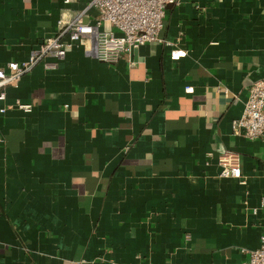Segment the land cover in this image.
Segmentation results:
<instances>
[{
    "label": "crops",
    "instance_id": "1",
    "mask_svg": "<svg viewBox=\"0 0 264 264\" xmlns=\"http://www.w3.org/2000/svg\"><path fill=\"white\" fill-rule=\"evenodd\" d=\"M86 7L0 0V68ZM160 37L111 64L76 45L6 88L0 264H240L259 245L264 134L231 123L264 77V0L168 5ZM224 151L240 179L219 177Z\"/></svg>",
    "mask_w": 264,
    "mask_h": 264
},
{
    "label": "built area",
    "instance_id": "2",
    "mask_svg": "<svg viewBox=\"0 0 264 264\" xmlns=\"http://www.w3.org/2000/svg\"><path fill=\"white\" fill-rule=\"evenodd\" d=\"M72 0H63L65 4ZM183 0H87V8L94 10L91 21L84 20L85 10L68 19L61 17L54 33L46 36L38 47L30 52L27 59L9 61L0 68V101L5 99L7 87L16 86L20 77L41 62L45 68H54L56 61H47L48 56L63 59L73 47L80 46L86 56L103 63H116L122 55L137 49L145 43L171 45L172 42L160 37L165 10L168 5H177ZM174 51L172 57L182 54ZM188 90V87H186ZM23 111L31 106L18 100L13 103ZM5 106L0 107L4 112ZM234 135L256 139L264 134V77L256 79L247 87L241 114L232 120ZM219 177H242L238 155L224 151L218 157ZM264 214V193L253 213ZM240 264H264V234L259 237V245L248 251V257Z\"/></svg>",
    "mask_w": 264,
    "mask_h": 264
},
{
    "label": "water",
    "instance_id": "3",
    "mask_svg": "<svg viewBox=\"0 0 264 264\" xmlns=\"http://www.w3.org/2000/svg\"><path fill=\"white\" fill-rule=\"evenodd\" d=\"M134 50V48H131L130 51Z\"/></svg>",
    "mask_w": 264,
    "mask_h": 264
}]
</instances>
